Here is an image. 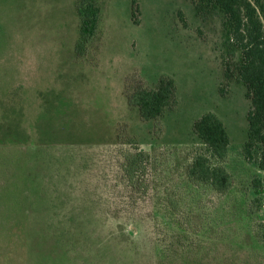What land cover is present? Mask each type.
Masks as SVG:
<instances>
[{
    "label": "rangeland",
    "instance_id": "rangeland-1",
    "mask_svg": "<svg viewBox=\"0 0 264 264\" xmlns=\"http://www.w3.org/2000/svg\"><path fill=\"white\" fill-rule=\"evenodd\" d=\"M78 1L0 0V264H264V171L243 157L251 102L224 76L223 15L186 0H98L78 56ZM163 75L178 105L142 121L125 92ZM209 112L230 136L225 195L186 175L206 151L193 125Z\"/></svg>",
    "mask_w": 264,
    "mask_h": 264
},
{
    "label": "trees",
    "instance_id": "trees-1",
    "mask_svg": "<svg viewBox=\"0 0 264 264\" xmlns=\"http://www.w3.org/2000/svg\"><path fill=\"white\" fill-rule=\"evenodd\" d=\"M203 16L206 11L223 15V30L231 43L232 59L222 55V66L227 81L238 79L247 89L251 108L247 114V140L243 146V157L249 163H256L264 171V0H186ZM79 41L76 54L84 56L97 33L102 9L98 0H79ZM139 8H135L134 23L140 24ZM181 23L187 21L180 14ZM241 62L236 64L237 54ZM225 95L223 88L219 90ZM178 88L170 76H161L151 89L137 88L133 93L125 92L129 106L136 107L142 121L156 124L168 110L178 105ZM194 133L206 146L188 167L186 175L196 186L209 185L218 194H227L235 185L233 175L225 166L229 159L230 136L222 120L212 112L202 115L193 125ZM161 132V131H157ZM160 134V133H159ZM135 144V142H133ZM142 152L129 158L130 166L125 170L133 174L139 168ZM259 182V181H258ZM260 201L259 198H257Z\"/></svg>",
    "mask_w": 264,
    "mask_h": 264
},
{
    "label": "crops",
    "instance_id": "crops-1",
    "mask_svg": "<svg viewBox=\"0 0 264 264\" xmlns=\"http://www.w3.org/2000/svg\"><path fill=\"white\" fill-rule=\"evenodd\" d=\"M103 11V10H102ZM182 12H184V11H182ZM101 19H102V15H101V17H100V21H101ZM100 21H99V24H100ZM99 28V27H98ZM191 28V27H190ZM189 29V28H188ZM184 31H186V29H184ZM195 41H197V44H199L204 50H206V51H209L210 53L212 52V54L214 53V51H213V49L211 48V46H210V40H205V39H202V38H198L197 40H195ZM174 79V78H173ZM175 80V79H174ZM176 84H177V82H176ZM177 88H178V90H179V86H178V84H177Z\"/></svg>",
    "mask_w": 264,
    "mask_h": 264
}]
</instances>
